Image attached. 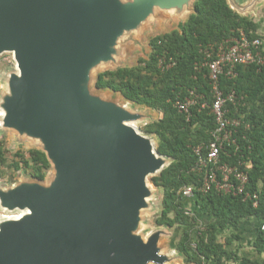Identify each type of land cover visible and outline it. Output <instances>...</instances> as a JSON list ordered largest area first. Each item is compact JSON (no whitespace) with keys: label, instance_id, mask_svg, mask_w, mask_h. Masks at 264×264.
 I'll return each mask as SVG.
<instances>
[{"label":"water","instance_id":"obj_1","mask_svg":"<svg viewBox=\"0 0 264 264\" xmlns=\"http://www.w3.org/2000/svg\"><path fill=\"white\" fill-rule=\"evenodd\" d=\"M196 0H0V54L17 71L0 104V127L40 144L49 182L0 186V264H171L167 228L144 231L149 175L170 162L135 123L149 118L106 97L99 73L163 10L181 19ZM241 14L258 0L240 4ZM17 211V214H12Z\"/></svg>","mask_w":264,"mask_h":264},{"label":"trees","instance_id":"obj_2","mask_svg":"<svg viewBox=\"0 0 264 264\" xmlns=\"http://www.w3.org/2000/svg\"><path fill=\"white\" fill-rule=\"evenodd\" d=\"M194 7L195 12L179 28L151 36L147 57H140L131 66L100 72L97 87L120 93L127 101L160 114L142 127L157 138L159 153L170 159L152 177L153 183L163 189L162 208L155 221L159 226L178 230L176 248L186 259L185 264H264V66L239 65L236 77L221 76L223 90L226 93L235 90L239 98L235 104L229 103V115L242 121L236 131L239 150L227 144L228 153L222 152L221 163L253 162L249 188L259 193L257 206L250 198L222 194L213 188L208 192L197 191L193 211H187L182 188L187 185L199 188L207 174V168L197 166L199 156L195 148L211 143L217 124L209 108L193 109L188 119L173 103L192 89L204 92L211 101L209 69L206 66L197 69V64L206 59V48L217 47L242 33L251 40L264 41V22L240 14L228 0H196ZM170 63L174 65L163 68ZM29 153L30 156L17 152L21 160L15 159L14 167L18 170L25 167L33 177L44 180L51 167L47 154L38 148L30 149ZM6 161V147L0 142V165ZM246 221L253 226L251 246L255 255L252 256H242L227 247L240 236L237 231ZM230 229L235 230L230 238L220 241V232ZM194 242L196 248L192 247Z\"/></svg>","mask_w":264,"mask_h":264},{"label":"built area","instance_id":"obj_3","mask_svg":"<svg viewBox=\"0 0 264 264\" xmlns=\"http://www.w3.org/2000/svg\"><path fill=\"white\" fill-rule=\"evenodd\" d=\"M206 59L197 64V69L206 66L209 69L208 80L211 85V101L204 92L192 89L185 97L178 96L174 100V106L179 112L186 114L190 119L193 109H210L214 115L217 127L213 132V140L205 147L195 148L198 158V168H207V174L202 185L197 188L193 185L184 186L181 190L183 199H192L197 195V191L208 192L215 188L222 194H232L243 196L245 199H252L254 205H258L259 193L250 190V171L253 168L251 160H240L237 165L221 163L222 152L227 154L225 146L231 144L239 150L236 131L241 124L240 118H232L229 103L237 102L238 94L235 90L226 93L221 86V76L225 75L234 78L238 75L239 65L257 64L264 66V41L261 38L251 40L244 33L240 37L233 38L226 43H221L215 47L210 45L206 48ZM207 57H211L208 59ZM164 59H161V62ZM163 66V64H161ZM174 63H170L163 68H170ZM187 211L192 212V208L187 205ZM264 228V225H263ZM196 243L192 247L196 248Z\"/></svg>","mask_w":264,"mask_h":264},{"label":"rangeland","instance_id":"obj_4","mask_svg":"<svg viewBox=\"0 0 264 264\" xmlns=\"http://www.w3.org/2000/svg\"><path fill=\"white\" fill-rule=\"evenodd\" d=\"M185 18H178V17H171L166 15H162V18L158 19L157 22L153 23L151 26L148 27L144 33L140 37L137 38V42H130L126 49L123 56L122 62L126 65H133L138 62L140 57H147L150 53V46H149V38L153 35H156L157 33H163L175 28H179L181 26V23L184 21ZM154 25V26H153ZM17 71V62L14 59V54L12 52H3L0 54V104L5 99L4 96L10 95V85H9V78L10 74ZM101 92L107 97V96H114L119 97L122 100H125L123 96L120 93H115L110 90H104L102 89ZM132 105L137 107L139 110H144L149 118L145 121L135 123V126L138 128V130L143 133L146 136H149L152 138L154 142V146L157 148L158 140L155 136L147 134L143 130V125L145 123L151 122L159 117V113L157 111H152L147 107L136 105L132 102H130ZM1 112V110H0ZM0 142H3L6 147V158L7 161L4 165H0V186L2 187H10L11 185L18 184L19 182H32L33 179H36L31 175L29 172L30 170H27L25 167L21 169H16L14 167L15 163L13 161L21 160L19 156H16L17 152H23L27 154V156H30V149L32 148H38L41 149V146L39 143L34 142L33 140L27 138L26 136H20L17 131L5 129L3 127H0ZM23 166V163H22ZM54 172V165L51 163V167L48 170L45 182H49ZM159 173V172H158ZM157 173V174H158ZM149 175L147 178V185L149 189L152 191V195L148 199V206L144 210L141 211V217L143 220V227L145 228L144 231H141L142 234H146L147 230L155 229L159 225L156 224V217L160 214L161 208H162V198H163V189L160 187H157L153 181L152 177L157 175ZM18 212L15 211L12 214H17ZM8 214V212H5L0 207V218L2 215Z\"/></svg>","mask_w":264,"mask_h":264},{"label":"crops","instance_id":"obj_5","mask_svg":"<svg viewBox=\"0 0 264 264\" xmlns=\"http://www.w3.org/2000/svg\"><path fill=\"white\" fill-rule=\"evenodd\" d=\"M238 3L240 4H250L252 0H236ZM158 16L157 18L155 19V21H151L148 23V25L145 27V29L143 30V33L144 31H146L148 29L149 26H151L153 23L157 22L158 19L162 18V15H168V16H171L173 17V15H170L169 13L163 11V10H159L158 11ZM241 14V13H240ZM242 15H250V16H253L255 18L256 21H259L261 23L264 22V0H258V2L256 3L253 11L251 12H247L245 14H242ZM174 17H178V16H174ZM180 18V17H178ZM189 18V17H188ZM186 18V20L188 19ZM181 19V18H180ZM184 20L181 25L186 21ZM154 26V25H153ZM158 34V33H157ZM142 35V34H141ZM140 35V36H141ZM139 36V37H140ZM151 38V37H150ZM149 38V39H150ZM149 43V42H148ZM131 66V65H126L125 63L122 62V64L119 66ZM116 93V92H115ZM122 95V94H121ZM123 96V95H122ZM109 97V96H107ZM109 98H113V99H117L121 102H127L126 98L123 96V98L125 100H122L121 98H117V97H114V96H110ZM194 199L195 198H192V199H185L187 201V205L190 206L193 210V207H194ZM158 228H167L170 235L167 236V237H164L162 239V244L163 245H166L167 248H171L173 249L174 251H176L177 253L178 250L176 248V245H177V241L179 239V232L176 228H170V227H167V226H158L156 227L155 229H158ZM235 230L233 229H230V230H226V231H222L220 232L219 234V240L222 241V242H226V240L228 238H230V236L233 234ZM238 233H240V236L238 238H236L232 244L230 245H227V247L230 249V250H237L239 254H241L242 256H252V255H255L254 254V250H253V247L251 246V241L253 240V226H252V223L249 222L245 223V226L241 227L239 229V231H237ZM236 232V233H237ZM187 261L186 259L179 254V257L176 258L173 263L171 264H185Z\"/></svg>","mask_w":264,"mask_h":264}]
</instances>
